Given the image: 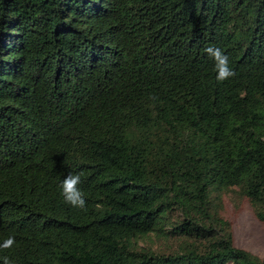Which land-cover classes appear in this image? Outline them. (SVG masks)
Listing matches in <instances>:
<instances>
[{
	"label": "trees",
	"instance_id": "1",
	"mask_svg": "<svg viewBox=\"0 0 264 264\" xmlns=\"http://www.w3.org/2000/svg\"><path fill=\"white\" fill-rule=\"evenodd\" d=\"M264 0H0V264H264Z\"/></svg>",
	"mask_w": 264,
	"mask_h": 264
},
{
	"label": "rangeland",
	"instance_id": "2",
	"mask_svg": "<svg viewBox=\"0 0 264 264\" xmlns=\"http://www.w3.org/2000/svg\"><path fill=\"white\" fill-rule=\"evenodd\" d=\"M225 208L231 222L233 245L259 258L264 257V225L254 219L247 204L237 214H233L230 204L227 203Z\"/></svg>",
	"mask_w": 264,
	"mask_h": 264
}]
</instances>
